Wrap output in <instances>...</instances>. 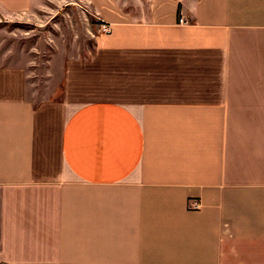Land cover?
<instances>
[{
    "label": "crops",
    "instance_id": "0c3cea01",
    "mask_svg": "<svg viewBox=\"0 0 264 264\" xmlns=\"http://www.w3.org/2000/svg\"><path fill=\"white\" fill-rule=\"evenodd\" d=\"M69 10L74 52L46 34ZM2 20L0 264H264V0H0Z\"/></svg>",
    "mask_w": 264,
    "mask_h": 264
},
{
    "label": "rangeland",
    "instance_id": "374dc122",
    "mask_svg": "<svg viewBox=\"0 0 264 264\" xmlns=\"http://www.w3.org/2000/svg\"><path fill=\"white\" fill-rule=\"evenodd\" d=\"M66 11V9H65ZM71 10H69L70 12ZM63 13H58L54 16H52V18L50 19L49 24L46 26V34L49 33L52 37H55L56 39V43L59 44L61 42V37H64L65 34L66 36H69L70 39L67 40L69 42L72 43L71 45V52H74L76 49V45L78 43V46H85V44L87 43L86 38L83 36H76L79 35L80 33H83L86 30V21L85 19L81 18L79 15H75V12L71 11L70 14L65 15ZM95 22V21H92ZM101 24L100 23L99 26L97 27L98 33H103L102 29H101ZM28 28V27H27ZM15 30V23H7L6 21H0V33H2L1 35H3V39L2 36H0V40H3V46L2 47H15V40L12 39H6V37H9V33ZM39 43V41H37ZM38 49L42 52L45 51V47H44V42H40L37 45ZM42 52H34L35 55L32 56V60L34 61V64L32 65V68L35 70V72H31V77H32V81L33 83H35V87L29 88V94L30 96H33L35 98H40V97H48L49 95H51V91L54 88H49L46 85H43V79H49V77H45V73L42 71V66H43V60H44V56L40 55V53ZM52 52L55 53V48L52 47ZM15 57H11L9 56L6 60H14ZM52 79L54 81L58 80V72L56 73V78L54 75V72H52ZM73 108L72 106H68L67 109V114H69L71 112ZM63 122V116H61L60 118V123Z\"/></svg>",
    "mask_w": 264,
    "mask_h": 264
},
{
    "label": "built area",
    "instance_id": "2783aa9c",
    "mask_svg": "<svg viewBox=\"0 0 264 264\" xmlns=\"http://www.w3.org/2000/svg\"><path fill=\"white\" fill-rule=\"evenodd\" d=\"M179 20H180V22H186L183 17L180 18ZM101 29H102V32H104V33H110L111 32V25L107 24V23H103V24H101ZM200 207H201V203H200L199 200L191 199V201H190V209L197 210Z\"/></svg>",
    "mask_w": 264,
    "mask_h": 264
}]
</instances>
